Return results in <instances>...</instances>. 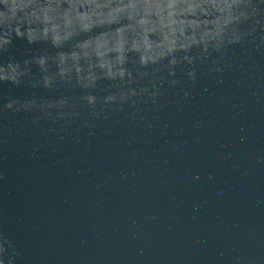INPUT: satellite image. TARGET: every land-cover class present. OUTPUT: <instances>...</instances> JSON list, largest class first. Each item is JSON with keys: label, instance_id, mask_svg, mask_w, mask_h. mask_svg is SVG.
Segmentation results:
<instances>
[{"label": "water", "instance_id": "obj_1", "mask_svg": "<svg viewBox=\"0 0 264 264\" xmlns=\"http://www.w3.org/2000/svg\"><path fill=\"white\" fill-rule=\"evenodd\" d=\"M0 264H264V0H0Z\"/></svg>", "mask_w": 264, "mask_h": 264}]
</instances>
